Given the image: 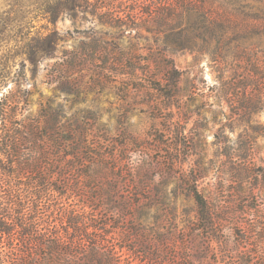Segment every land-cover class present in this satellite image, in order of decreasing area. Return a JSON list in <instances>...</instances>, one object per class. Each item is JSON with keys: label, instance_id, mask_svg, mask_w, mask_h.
Instances as JSON below:
<instances>
[{"label": "rangeland", "instance_id": "obj_1", "mask_svg": "<svg viewBox=\"0 0 264 264\" xmlns=\"http://www.w3.org/2000/svg\"><path fill=\"white\" fill-rule=\"evenodd\" d=\"M62 3L55 23L29 14L23 34L51 36L32 41L41 57L30 61L20 40L0 48V108L18 119L46 111L66 172L13 174L28 229L37 220L46 243L80 241L56 264H255L264 256V0ZM194 188L212 209L213 240L198 225ZM11 240L0 235V253L15 257ZM48 253L39 249L34 264H53Z\"/></svg>", "mask_w": 264, "mask_h": 264}, {"label": "trees", "instance_id": "obj_2", "mask_svg": "<svg viewBox=\"0 0 264 264\" xmlns=\"http://www.w3.org/2000/svg\"><path fill=\"white\" fill-rule=\"evenodd\" d=\"M195 5L199 13L206 14L207 9L203 4ZM63 8L62 0H56L55 3L45 0L26 2L24 0H0V48L9 42L17 45V41L20 40L25 42L21 53L26 54L30 61L41 57L40 52L45 49L32 45V41L35 43L39 39L43 42L50 41L51 36L29 38L27 33L23 34L24 29H27L29 25V14L36 12L40 14V17L48 18L51 23H55ZM208 19L212 26L217 24L212 15L208 16ZM16 34H21L23 37L17 39ZM171 72L176 74L178 71L173 68ZM6 106L0 108V235L7 234L8 238L12 239L11 241H17L18 248H11L12 252L15 251V257H9L8 253L2 251L0 264H34L41 248L49 251L46 254V262L51 259L52 263L56 264L61 257L72 254V248L80 244V241H69L66 236L56 235L55 241L46 243L45 239L50 235L45 229L39 227L37 220L29 226L30 231L24 222L27 215L25 208L24 211L19 212L15 209L18 204L14 200L16 196L11 183V178L17 169L20 173H26L31 177L39 173L51 175L59 169L57 174L65 176L64 167L58 168L56 163L58 159L52 155L56 149V143L51 139L49 132L51 130L48 123L49 115L46 111L36 117L22 113L23 117L18 119V113L9 109L10 105ZM190 193L196 205L198 225L205 232L206 237L213 240L216 236L212 209L203 195L195 188L190 190ZM261 225L264 239V222ZM75 256H72L73 261H76ZM255 264H264V256L259 258Z\"/></svg>", "mask_w": 264, "mask_h": 264}]
</instances>
